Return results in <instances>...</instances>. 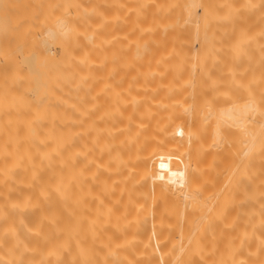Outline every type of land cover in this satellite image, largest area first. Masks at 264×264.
<instances>
[{
    "label": "bare ground",
    "instance_id": "bare-ground-1",
    "mask_svg": "<svg viewBox=\"0 0 264 264\" xmlns=\"http://www.w3.org/2000/svg\"><path fill=\"white\" fill-rule=\"evenodd\" d=\"M0 264H264V0H0Z\"/></svg>",
    "mask_w": 264,
    "mask_h": 264
},
{
    "label": "snow or ice",
    "instance_id": "snow-or-ice-1",
    "mask_svg": "<svg viewBox=\"0 0 264 264\" xmlns=\"http://www.w3.org/2000/svg\"><path fill=\"white\" fill-rule=\"evenodd\" d=\"M164 165L163 164H161V167H163Z\"/></svg>",
    "mask_w": 264,
    "mask_h": 264
}]
</instances>
